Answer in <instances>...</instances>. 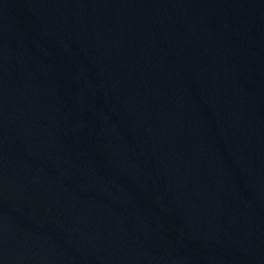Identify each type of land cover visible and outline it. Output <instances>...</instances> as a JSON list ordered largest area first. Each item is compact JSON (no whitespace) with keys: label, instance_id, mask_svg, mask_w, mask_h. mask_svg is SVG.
I'll list each match as a JSON object with an SVG mask.
<instances>
[{"label":"water","instance_id":"1","mask_svg":"<svg viewBox=\"0 0 264 264\" xmlns=\"http://www.w3.org/2000/svg\"><path fill=\"white\" fill-rule=\"evenodd\" d=\"M0 264H264V0H0Z\"/></svg>","mask_w":264,"mask_h":264}]
</instances>
